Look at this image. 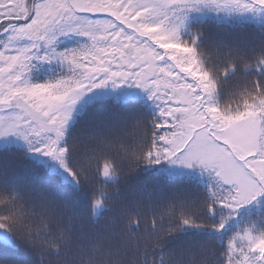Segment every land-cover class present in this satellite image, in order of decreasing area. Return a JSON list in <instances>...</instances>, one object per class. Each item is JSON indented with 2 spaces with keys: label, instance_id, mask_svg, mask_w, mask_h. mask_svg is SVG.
<instances>
[{
  "label": "snow or ice",
  "instance_id": "1",
  "mask_svg": "<svg viewBox=\"0 0 264 264\" xmlns=\"http://www.w3.org/2000/svg\"><path fill=\"white\" fill-rule=\"evenodd\" d=\"M0 264H264V0H0Z\"/></svg>",
  "mask_w": 264,
  "mask_h": 264
},
{
  "label": "trees",
  "instance_id": "2",
  "mask_svg": "<svg viewBox=\"0 0 264 264\" xmlns=\"http://www.w3.org/2000/svg\"><path fill=\"white\" fill-rule=\"evenodd\" d=\"M129 179H130V181H131L132 179H135V177H130Z\"/></svg>",
  "mask_w": 264,
  "mask_h": 264
}]
</instances>
